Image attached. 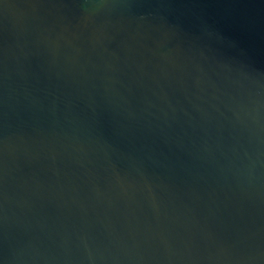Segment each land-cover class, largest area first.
Here are the masks:
<instances>
[{
    "label": "water",
    "instance_id": "water-1",
    "mask_svg": "<svg viewBox=\"0 0 264 264\" xmlns=\"http://www.w3.org/2000/svg\"><path fill=\"white\" fill-rule=\"evenodd\" d=\"M0 264H264V0H0Z\"/></svg>",
    "mask_w": 264,
    "mask_h": 264
}]
</instances>
